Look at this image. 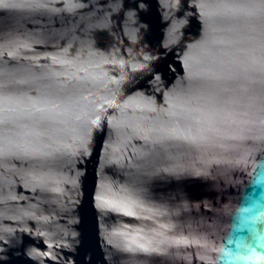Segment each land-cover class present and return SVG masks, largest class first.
Instances as JSON below:
<instances>
[{
    "label": "water",
    "instance_id": "1",
    "mask_svg": "<svg viewBox=\"0 0 264 264\" xmlns=\"http://www.w3.org/2000/svg\"><path fill=\"white\" fill-rule=\"evenodd\" d=\"M258 239L264 0H0V264H245Z\"/></svg>",
    "mask_w": 264,
    "mask_h": 264
},
{
    "label": "clouds",
    "instance_id": "2",
    "mask_svg": "<svg viewBox=\"0 0 264 264\" xmlns=\"http://www.w3.org/2000/svg\"><path fill=\"white\" fill-rule=\"evenodd\" d=\"M262 261H264V259H262V260L247 261V262H245V264H261Z\"/></svg>",
    "mask_w": 264,
    "mask_h": 264
},
{
    "label": "snow or ice",
    "instance_id": "3",
    "mask_svg": "<svg viewBox=\"0 0 264 264\" xmlns=\"http://www.w3.org/2000/svg\"><path fill=\"white\" fill-rule=\"evenodd\" d=\"M254 246L259 247V248H264V244H261L259 239L254 241Z\"/></svg>",
    "mask_w": 264,
    "mask_h": 264
}]
</instances>
